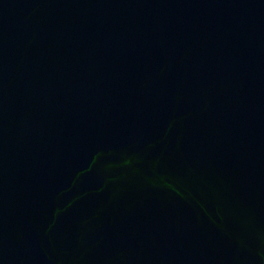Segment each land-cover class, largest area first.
<instances>
[{"label": "water", "instance_id": "95a60500", "mask_svg": "<svg viewBox=\"0 0 264 264\" xmlns=\"http://www.w3.org/2000/svg\"><path fill=\"white\" fill-rule=\"evenodd\" d=\"M0 264H264V0H0Z\"/></svg>", "mask_w": 264, "mask_h": 264}]
</instances>
